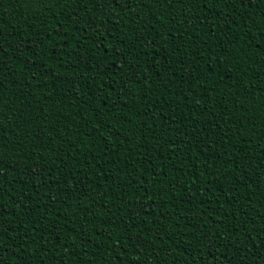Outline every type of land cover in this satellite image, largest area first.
Wrapping results in <instances>:
<instances>
[{
    "label": "trees",
    "instance_id": "obj_1",
    "mask_svg": "<svg viewBox=\"0 0 264 264\" xmlns=\"http://www.w3.org/2000/svg\"><path fill=\"white\" fill-rule=\"evenodd\" d=\"M169 5L0 0V260L264 264V0Z\"/></svg>",
    "mask_w": 264,
    "mask_h": 264
},
{
    "label": "snow or ice",
    "instance_id": "obj_2",
    "mask_svg": "<svg viewBox=\"0 0 264 264\" xmlns=\"http://www.w3.org/2000/svg\"><path fill=\"white\" fill-rule=\"evenodd\" d=\"M38 2L40 3H47L49 2V0H38ZM93 2H95V0H93ZM105 3L108 2V0H104ZM112 2L114 3H120V0H112ZM125 3H129L131 2V0H124ZM137 3H140L141 0H136ZM185 0H170V5L171 3H184ZM187 2L191 3L193 2V0H187ZM200 2L204 3L205 6H207V0H200ZM218 2L224 3V4H234L236 2V0H218ZM240 3H243V0H240ZM4 37V33L2 31H0V38ZM137 39H142V37H137ZM9 47L11 48L12 46L9 45ZM25 47L23 41H21L19 44L16 45V47L13 49L14 51H21L23 48ZM127 51H131V49H127ZM4 55V44L2 42H0V56ZM139 63V62H138ZM7 65V60L5 59H0V87L3 86V76H5L9 70L6 67ZM34 79V77H33ZM7 131V129H4L2 127H0V145H2V140H3V133H5ZM38 174V173H35ZM5 178V171L3 168V162L0 161V181H3ZM9 183H11V181H9ZM0 187H2V184H0ZM23 207V204L21 205ZM47 205H45L46 207ZM129 211H131V209H129ZM232 215H235V213H233ZM5 213L3 211H0V252H3V250L7 247V245L4 243V238L7 236H11L12 235L7 232V234H5V229L7 227H9L10 225H6L5 219H4ZM44 219H46V217H44ZM68 218L65 217V220H67ZM118 219H123V217H119ZM222 223V221H217V224ZM256 231H261V229H255ZM13 232H15V229L12 230ZM245 231L247 232V229H245ZM217 240H219L221 238V233L219 231V229H217L216 233H215ZM13 238V237H12ZM109 239H111V237H108ZM205 238H207V233L205 234ZM12 245L15 246L16 248V252L15 253H19L20 257L24 256V252L21 251V249H24V245L28 244L30 242V238L26 237L24 235L21 236V240L18 243L15 239H13L12 241H9ZM34 242V241H31ZM90 243V241H89ZM229 245L235 246V244L233 243L232 240H228L225 242L224 246L227 248ZM65 247H68V245H64ZM97 247H99V245H97ZM136 247H139V245H136ZM211 247H215V244L212 243ZM122 248H127V245H122ZM241 252L246 251V249L244 247H241L239 249ZM253 255H255V253H253ZM0 264H8L7 261L4 260H0ZM13 264H15V262H13ZM133 264H142V261H133ZM157 264H160L159 261H157ZM217 264H225V261H219L217 262ZM227 264H231V262H227ZM239 264H247L246 260H241L239 261ZM258 264V262H257Z\"/></svg>",
    "mask_w": 264,
    "mask_h": 264
}]
</instances>
